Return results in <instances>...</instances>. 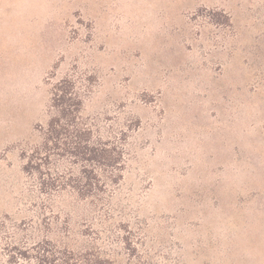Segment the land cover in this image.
I'll use <instances>...</instances> for the list:
<instances>
[{"label": "rangeland", "instance_id": "obj_1", "mask_svg": "<svg viewBox=\"0 0 264 264\" xmlns=\"http://www.w3.org/2000/svg\"><path fill=\"white\" fill-rule=\"evenodd\" d=\"M63 79L114 181L46 150ZM0 264H264V0H0Z\"/></svg>", "mask_w": 264, "mask_h": 264}, {"label": "trees", "instance_id": "obj_2", "mask_svg": "<svg viewBox=\"0 0 264 264\" xmlns=\"http://www.w3.org/2000/svg\"><path fill=\"white\" fill-rule=\"evenodd\" d=\"M81 106L82 99L76 92L75 83L72 80L63 79L56 84L52 99V107L56 110V113L50 119L45 131V148L49 151L51 149L50 143H52L55 148L63 150L66 154L76 159L90 162L93 168L92 172L95 171V165L110 169L111 175H113L111 178L114 181L120 175L116 171L123 166V150L116 142L94 139L92 129L80 121ZM58 154L63 155L60 152ZM42 160L44 158L38 151L33 153L29 157L28 168L30 170H39L41 167L39 161ZM90 177L92 179L95 176ZM60 181V177H58L52 183L56 185ZM90 184L92 188L87 194L79 193L82 195H93L106 187L104 181L91 182ZM100 185H103V187H100Z\"/></svg>", "mask_w": 264, "mask_h": 264}]
</instances>
